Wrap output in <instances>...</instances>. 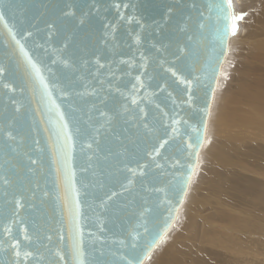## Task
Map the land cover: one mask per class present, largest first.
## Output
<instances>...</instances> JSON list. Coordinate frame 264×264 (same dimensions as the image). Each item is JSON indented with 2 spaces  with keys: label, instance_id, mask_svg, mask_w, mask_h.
I'll return each instance as SVG.
<instances>
[{
  "label": "water",
  "instance_id": "1",
  "mask_svg": "<svg viewBox=\"0 0 264 264\" xmlns=\"http://www.w3.org/2000/svg\"><path fill=\"white\" fill-rule=\"evenodd\" d=\"M216 2L0 0V264H15L16 241L29 264L151 259L189 194L230 52ZM77 201L83 256L68 240Z\"/></svg>",
  "mask_w": 264,
  "mask_h": 264
},
{
  "label": "bare ground",
  "instance_id": "2",
  "mask_svg": "<svg viewBox=\"0 0 264 264\" xmlns=\"http://www.w3.org/2000/svg\"><path fill=\"white\" fill-rule=\"evenodd\" d=\"M232 2L235 15L247 13L231 39L200 164L146 264H264V0Z\"/></svg>",
  "mask_w": 264,
  "mask_h": 264
},
{
  "label": "snow or ice",
  "instance_id": "3",
  "mask_svg": "<svg viewBox=\"0 0 264 264\" xmlns=\"http://www.w3.org/2000/svg\"><path fill=\"white\" fill-rule=\"evenodd\" d=\"M214 8L215 11L217 13V17L218 20H223L225 22L224 24V28L220 29L219 27L217 28L218 33H220V35L222 36V38L226 39L227 35L230 34L231 35H235L238 31V27H237V22L240 20H243V15H234L232 13V3L231 0H220V2H216L214 4ZM0 20H4V15L2 13H0ZM15 39V36L13 37ZM17 43L19 44V41H17ZM21 51H23V46L21 45ZM25 55H27L25 53ZM30 61V58H29ZM32 68L33 70L36 72L37 75H39V68L36 67L35 64H32ZM3 73V69H0V74ZM173 75H175V73H173ZM42 79V78H41ZM137 80H139V78L137 77ZM135 87V86H134ZM133 103H135V100H133ZM101 115L103 116L104 113H101ZM61 121H63V116L61 115ZM67 128L66 124H62V126L60 128L57 129L56 132V136H57V141H60V137H64L66 142H70L71 141V137L67 135V133L64 131V129ZM97 142L98 141H94ZM70 146V144H69ZM163 145H161L162 147ZM89 148L92 147V144L88 145ZM189 147H191V145H189ZM65 168L67 167V156H62V161H61ZM33 163H35V161H33ZM60 169L57 168V172H59ZM15 207L18 209L20 207H22L21 202L19 200L15 201ZM67 207V204H66ZM79 202H75L74 206L69 208V223H70V234L68 236V240L72 241V243L69 245L78 256H83V251H82V247L81 244L79 242V234H80V228H79ZM75 231V233L77 234V239L73 240V236H72V231ZM5 231H11L10 229H5ZM25 240H29L30 238L25 235L24 237ZM49 239H51V237H49ZM65 239V237L63 235L60 236V240L63 241ZM12 249L14 250V254L16 257L15 260V264H29V258L33 255L32 252L30 251H22L21 247H20V243L19 241H16L15 243H13L11 245ZM134 247V246H133ZM103 253H101L102 255ZM80 264H84L83 260H80ZM128 264H144V261L142 259H140L138 256H134L132 257L129 261Z\"/></svg>",
  "mask_w": 264,
  "mask_h": 264
},
{
  "label": "rangeland",
  "instance_id": "4",
  "mask_svg": "<svg viewBox=\"0 0 264 264\" xmlns=\"http://www.w3.org/2000/svg\"><path fill=\"white\" fill-rule=\"evenodd\" d=\"M241 13H242V12H239L240 15H244L243 17H245V15H246L247 12H243L242 14H241ZM238 29H239V26H238ZM238 31H239V30H238ZM196 244H198V243L196 242L195 245H196Z\"/></svg>",
  "mask_w": 264,
  "mask_h": 264
},
{
  "label": "built area",
  "instance_id": "5",
  "mask_svg": "<svg viewBox=\"0 0 264 264\" xmlns=\"http://www.w3.org/2000/svg\"><path fill=\"white\" fill-rule=\"evenodd\" d=\"M233 38V37H232Z\"/></svg>",
  "mask_w": 264,
  "mask_h": 264
}]
</instances>
